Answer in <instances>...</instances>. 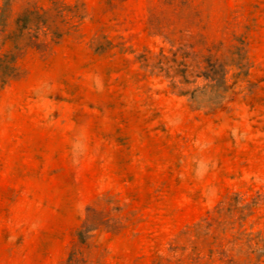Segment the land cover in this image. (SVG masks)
Segmentation results:
<instances>
[{
    "label": "rangeland",
    "instance_id": "obj_1",
    "mask_svg": "<svg viewBox=\"0 0 264 264\" xmlns=\"http://www.w3.org/2000/svg\"><path fill=\"white\" fill-rule=\"evenodd\" d=\"M2 28L0 264H173L204 219L264 264V0H0ZM171 32L245 44L223 100L143 66Z\"/></svg>",
    "mask_w": 264,
    "mask_h": 264
},
{
    "label": "trees",
    "instance_id": "obj_2",
    "mask_svg": "<svg viewBox=\"0 0 264 264\" xmlns=\"http://www.w3.org/2000/svg\"><path fill=\"white\" fill-rule=\"evenodd\" d=\"M2 31L3 28L0 29V32ZM172 34L171 32L169 35H164L170 45L166 50L160 48L157 54L142 55L143 66L150 67L151 71L156 70L158 73L163 74L164 77L171 80L174 86H177V82L188 84L194 81L191 78L202 77L207 81L203 89L208 88L219 101L223 100L225 93L230 89V86L226 83L227 67L229 65L240 66L245 58L241 53L245 50V44L242 43L241 47L236 46V51L232 52L236 57L229 58L223 52V41L211 43L201 41L200 48L196 49V43L189 42L182 37H172ZM8 40H10V37L0 39V80L3 83L15 75L18 52L22 49L17 43L11 41L12 48L3 52ZM177 77H180V79H177ZM196 91L193 90L191 96H194ZM179 93L187 94L188 91H180ZM210 228L211 222L204 219L203 223L194 225L191 233H189L196 239L192 241L189 250L186 245L171 247L170 251L175 257L173 264H234L228 249L221 245L213 246L214 241L209 240L211 237ZM247 235L249 234L241 233L235 236L234 239H242ZM212 237L213 239L217 238ZM247 240L250 241L251 239L248 238ZM263 254L258 255L257 262L260 261Z\"/></svg>",
    "mask_w": 264,
    "mask_h": 264
}]
</instances>
